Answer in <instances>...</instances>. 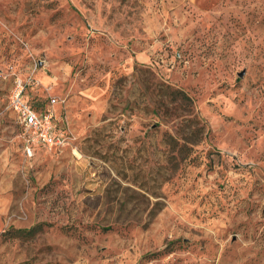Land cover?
<instances>
[{"label": "rangeland", "instance_id": "obj_1", "mask_svg": "<svg viewBox=\"0 0 264 264\" xmlns=\"http://www.w3.org/2000/svg\"><path fill=\"white\" fill-rule=\"evenodd\" d=\"M0 264H264V0H0Z\"/></svg>", "mask_w": 264, "mask_h": 264}, {"label": "built area", "instance_id": "obj_2", "mask_svg": "<svg viewBox=\"0 0 264 264\" xmlns=\"http://www.w3.org/2000/svg\"><path fill=\"white\" fill-rule=\"evenodd\" d=\"M25 83L15 82L10 93L9 106L16 114L22 128L23 140L27 154H32L36 147L63 149L67 140L63 133L57 131L52 109L40 111L34 109L24 96ZM56 100L51 99L53 106Z\"/></svg>", "mask_w": 264, "mask_h": 264}, {"label": "trees", "instance_id": "obj_3", "mask_svg": "<svg viewBox=\"0 0 264 264\" xmlns=\"http://www.w3.org/2000/svg\"><path fill=\"white\" fill-rule=\"evenodd\" d=\"M31 106L34 108V109H36V110H40L39 108H37V107H35V106H33L32 104H31ZM41 111V110H40ZM34 228V227H33ZM33 228H31V230H29L27 233H29V234H32L33 233V231H34V229ZM19 232H22V230H19Z\"/></svg>", "mask_w": 264, "mask_h": 264}]
</instances>
